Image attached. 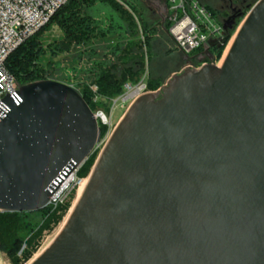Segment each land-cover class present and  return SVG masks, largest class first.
I'll return each instance as SVG.
<instances>
[{
	"label": "water",
	"instance_id": "obj_1",
	"mask_svg": "<svg viewBox=\"0 0 264 264\" xmlns=\"http://www.w3.org/2000/svg\"><path fill=\"white\" fill-rule=\"evenodd\" d=\"M164 21V20H163ZM231 30L234 17L223 22ZM220 66L135 98L72 211L29 264H264V0ZM100 137L72 87L35 81L0 103V212L42 210Z\"/></svg>",
	"mask_w": 264,
	"mask_h": 264
},
{
	"label": "rangeland",
	"instance_id": "obj_2",
	"mask_svg": "<svg viewBox=\"0 0 264 264\" xmlns=\"http://www.w3.org/2000/svg\"><path fill=\"white\" fill-rule=\"evenodd\" d=\"M114 1L121 6L124 14L118 13L105 2H98L88 10L89 15L96 22L99 34L101 35L86 45L74 47L69 53H64L57 59L58 63L55 65L56 74L62 76L60 77L62 80L57 78L62 82H58L72 87L78 93L85 86H89L91 90H97L95 80L100 75L108 72L117 78L125 75L127 84L133 83L139 78L141 80L144 79V82H148L149 84V92H154L164 85L173 74L179 73L187 67L198 68L202 63L208 61L205 58L196 57L200 53L199 51L192 53L187 58L176 49L162 27L166 21V17L164 16V11L159 8L158 2L160 0ZM164 1L166 3V0ZM198 1L211 11L217 13L220 9L219 7L225 5L224 1H231L239 11V15L233 24V36L249 9L258 0ZM216 16L218 22L221 23L223 18L228 16V13L227 11H223L221 16L217 14ZM130 20L134 25L130 23ZM52 35L55 34L53 33ZM223 58L222 55L215 58L217 66L221 65ZM137 70L138 75L134 78L128 74L129 71L134 73ZM126 93L127 90L123 89V94L110 99L108 103L102 101V104H95L93 106L94 113L103 112L108 116L107 132L104 136L99 137L92 154L78 169L76 182L89 177L91 169L108 139L109 133L117 125L129 106V102L122 103ZM109 105V112L113 106L116 107L110 117L109 112L106 113V107ZM98 125H100L99 121ZM87 166L88 171L86 170L85 175H81V172ZM78 190L79 186L75 184L67 192L63 202L55 209L52 206L43 208L44 212L39 210L41 211L40 213L31 216L30 223L35 225L37 229L47 223L45 218L51 214H56L60 219L55 223H51L49 229L41 233L40 237L32 244V246L34 245L33 247H26L25 243L29 237L25 238L24 244L17 253V258L21 261L18 264H29L42 249L51 243L77 200ZM26 252L29 253V257L27 260H23ZM0 264L15 263L8 253L0 249Z\"/></svg>",
	"mask_w": 264,
	"mask_h": 264
},
{
	"label": "trees",
	"instance_id": "obj_3",
	"mask_svg": "<svg viewBox=\"0 0 264 264\" xmlns=\"http://www.w3.org/2000/svg\"><path fill=\"white\" fill-rule=\"evenodd\" d=\"M98 2H105L118 13L124 14V10L114 0H68L43 28L23 42L8 57L5 64L6 69L15 79L18 86L41 80H57L62 82V78H60L62 76L56 74L55 65L58 63L57 59L62 54L69 53L74 47L86 45L101 35L99 34L96 22L88 13V10ZM206 8L211 11L208 7ZM211 12L217 14V12ZM130 23L134 25L131 20ZM162 27L167 34L168 22L165 21ZM53 33L56 36L52 35ZM232 34L233 27L227 31L221 44H214L210 48L212 56L217 58L222 55ZM128 74L134 78L138 75V70L134 73L129 71ZM139 79L130 84L137 85L141 80ZM125 84H127L125 75L117 78L107 72L95 80L96 93L89 86H85L79 94L93 111L95 104H102V101L108 103L110 99L123 94ZM145 84L147 91H149L148 82H145ZM109 107L110 105L106 107V113L109 112ZM99 129L100 136H104L107 132V126L100 123ZM87 169L88 166L84 169L85 171L81 172V175H85V172L88 171ZM40 212H0V249L8 253L15 264L21 262L17 258V253L24 244L25 238L29 237L25 243L26 247L32 246L41 233L49 229L51 223H55L60 219L56 214H51L45 218L47 223L37 229L35 225L30 223V220L32 215ZM42 212L44 211L42 210ZM28 257L29 253L26 252L23 260H27Z\"/></svg>",
	"mask_w": 264,
	"mask_h": 264
},
{
	"label": "built area",
	"instance_id": "obj_4",
	"mask_svg": "<svg viewBox=\"0 0 264 264\" xmlns=\"http://www.w3.org/2000/svg\"><path fill=\"white\" fill-rule=\"evenodd\" d=\"M67 1L0 0V103L5 95H12L19 88L15 79L6 69L5 64L8 57L23 42L43 28ZM166 8V21L169 25L167 34L176 49L186 57L199 51L197 57L204 58L202 57L204 48L209 47L210 51L214 44H221L226 36L228 30L223 28V23H219L216 14L209 11L198 0H166ZM232 38L233 36L227 42L222 58ZM213 63L217 64L214 56ZM124 89L127 90V93L122 101L123 104L131 103L135 98L147 92L144 79L137 85L125 84ZM92 91L96 93V89ZM114 106L108 113L110 114L109 117L112 116L116 108ZM95 114L97 121L103 125H108V116L103 112H96ZM79 168L62 181L49 198L45 208L52 206L55 209L63 202L67 192L75 184L80 185L81 180L76 182V174Z\"/></svg>",
	"mask_w": 264,
	"mask_h": 264
},
{
	"label": "flooded vegetation",
	"instance_id": "obj_5",
	"mask_svg": "<svg viewBox=\"0 0 264 264\" xmlns=\"http://www.w3.org/2000/svg\"><path fill=\"white\" fill-rule=\"evenodd\" d=\"M158 3H159V8H160L162 11H164V16L166 17V16H167V8H166V3H165V1H164V0H160V2H158ZM224 3H225L224 6L219 7L220 9H219L217 15H218V16H221V13H222L223 11H227L228 16H226L225 18H223L222 22H223L224 20H226V19H228V18H232V17H234V22H235V19H236L237 16L239 15L238 8H237L236 6H234V5L232 4L231 1H228V2H225V1H224Z\"/></svg>",
	"mask_w": 264,
	"mask_h": 264
},
{
	"label": "bare ground",
	"instance_id": "obj_6",
	"mask_svg": "<svg viewBox=\"0 0 264 264\" xmlns=\"http://www.w3.org/2000/svg\"><path fill=\"white\" fill-rule=\"evenodd\" d=\"M231 43H232V42H231ZM231 43L229 44V46H228V48H227V51H228L229 47L231 46ZM226 53H227V52H226ZM87 182H88V178H87V179H83V180L80 181L77 200H78V198L80 197V195L82 194V192H83V190H84V188H85ZM77 200H76V201H77ZM76 201H75L74 205L76 204ZM74 205H73V207H74ZM73 207L71 208L70 212L72 211ZM70 212H69V213H70ZM66 219H67V218H66ZM66 219H65V221H66ZM59 231H60V230H59ZM49 244H50V243H49ZM47 246H48V245H47ZM47 246H46V247H47ZM46 247H45V248H46ZM45 248H44V249H45ZM44 249H42L41 252H42ZM41 252H40V253H41ZM40 253H38L34 258H36Z\"/></svg>",
	"mask_w": 264,
	"mask_h": 264
}]
</instances>
